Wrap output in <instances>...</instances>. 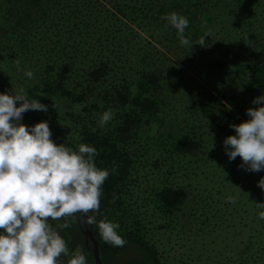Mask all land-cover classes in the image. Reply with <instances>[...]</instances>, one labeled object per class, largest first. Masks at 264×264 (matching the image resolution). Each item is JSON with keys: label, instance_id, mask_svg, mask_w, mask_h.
I'll list each match as a JSON object with an SVG mask.
<instances>
[{"label": "trees", "instance_id": "obj_1", "mask_svg": "<svg viewBox=\"0 0 264 264\" xmlns=\"http://www.w3.org/2000/svg\"><path fill=\"white\" fill-rule=\"evenodd\" d=\"M156 1L140 5L137 15L149 24L155 22L159 39L169 40L177 54L195 63L198 71L221 75L224 81L228 77L222 96L237 99L239 91L242 98L251 99L239 105L254 108V98L264 94V0H185L189 24L184 35L189 45L182 44L177 30L161 19L163 11L154 6ZM182 1L173 2L176 9L182 7ZM108 3L110 7L100 0H0V47L4 40L11 42L5 43L9 49L4 60L22 66L24 95L49 106L47 112L24 113L28 123L52 124L63 118L73 131L54 142L74 151L79 144L95 147L96 167L109 172L95 216L97 221L119 224L116 231L126 244L112 246L101 239L98 227L91 225L101 258V252L106 257L107 252L128 247L135 254L127 264H156V250L140 235V228L128 222L129 199L133 192L142 194L134 196L140 206L152 204L164 207L165 212L183 206L188 192L181 184L172 183L169 176L182 169L181 160L197 155L206 146L189 131L166 129L162 107L168 105L165 93L168 97L174 94L166 88L177 74L174 63L169 64L164 53L148 41L135 60L132 51L138 47L137 40L111 11L127 6L121 7L120 0ZM207 33L211 35L205 37L203 46L194 44ZM27 71L33 72L31 79L25 75ZM207 96V103L216 101L213 94ZM59 109L64 110L63 115ZM214 109L217 112L212 122L217 131L225 138L229 133L234 135L226 108ZM105 111H111L113 118L100 127L98 121ZM159 169L163 173L158 175ZM83 222L78 225L80 232ZM82 235L90 262L93 246L83 231ZM245 264H264V254L260 260Z\"/></svg>", "mask_w": 264, "mask_h": 264}, {"label": "rangeland", "instance_id": "obj_2", "mask_svg": "<svg viewBox=\"0 0 264 264\" xmlns=\"http://www.w3.org/2000/svg\"><path fill=\"white\" fill-rule=\"evenodd\" d=\"M100 1L110 7L108 0ZM120 1L121 7L123 5L127 7L121 8L122 11L119 9L111 11L119 17L122 28L131 32V36L137 40L138 47H134L132 51L134 59L141 56L140 49L148 47L146 46L148 41L164 53V59L169 64L174 63L173 66L177 71V74L172 76L173 80L169 82L170 84L166 85L167 90H173L174 94L168 97L167 95L170 94L165 93L168 105L162 107L164 126L167 125L166 129L169 130L181 128L178 130L189 131L206 146L197 155L181 160L182 169L169 176L172 183L181 184L188 192L183 206L166 212L163 211L164 207L160 208L152 204L140 206V202L135 201L134 196L140 198L142 194L136 195L133 192L129 199L131 205L127 206L130 214L128 222L139 227L140 235L151 243L152 250H156L155 256L158 258L156 264H215L216 262V264H245L260 260L264 254V219H260L258 213L264 209L258 208L257 203L264 202V190L258 187V181L264 177V170L259 172L244 170L240 167L242 159L239 156L234 161H230L225 152L223 141L225 136L217 131L212 122L217 112L214 108L217 106L226 108L230 125L248 120L249 117L245 113L248 107L242 105L245 106L242 108L239 104L243 101L247 104L251 99L249 100L245 95L242 98L239 91L235 93L237 99H232L228 94L222 96L224 82L230 80L228 77L224 81L221 75L198 71L195 63L183 59L182 53L177 54L178 50L169 40L165 38L160 40L155 22L149 24L147 19H141V15H137L140 11L139 6H146L147 0ZM177 1L183 2L157 0L154 6L163 11L161 17L173 12L186 17L188 2L184 0L182 7L176 9L173 2ZM5 43L11 42L4 40L0 47L2 54L0 93H15L23 90L21 86L23 68L5 62L4 56L9 49ZM208 93L213 94L216 101L207 103ZM258 106L255 105L254 108ZM59 112L64 114L62 109H59ZM61 119L63 118L52 124L49 123L53 141L56 139L60 141V137L69 135L73 131L71 124ZM22 123L29 127L35 125L28 123L25 117ZM231 129L235 132L232 127ZM148 164L145 170L148 169ZM150 164L152 167V158ZM208 168L210 172H203ZM159 170L160 172L156 170L158 175L163 173L162 169ZM149 181L152 184V176L149 177ZM228 197H233L235 202H229ZM97 213H88V215ZM80 220L81 217L77 215L76 220L73 217H65L59 221L49 219V224L65 240L69 253L80 246L86 256L87 264H91L92 257L89 262L87 258L89 248L85 245L82 235L84 222L80 232L79 226L83 219ZM65 222L68 227L63 226ZM128 249V247L116 248L113 250L114 253L107 252L106 257L101 252L103 258L98 252L102 264H127L131 260L130 257L135 254L132 249ZM70 258V255L61 254L58 264H67ZM148 262L147 264L152 263V261Z\"/></svg>", "mask_w": 264, "mask_h": 264}, {"label": "clouds", "instance_id": "obj_3", "mask_svg": "<svg viewBox=\"0 0 264 264\" xmlns=\"http://www.w3.org/2000/svg\"><path fill=\"white\" fill-rule=\"evenodd\" d=\"M161 19L177 30L182 44L189 45L184 35L189 24L186 17L173 12ZM208 35L194 44L203 46ZM25 75L31 79L33 72ZM253 104L259 106L246 110L248 120L230 125L235 134L225 138L224 147L230 161L239 156L240 167L259 172L264 170V94L254 98ZM52 107H57L55 101ZM48 108L37 99L29 100L23 90L0 93V264H58L61 254L70 255L67 264H87L80 246L69 253L49 219L98 212L101 186L109 172L96 167L95 147L79 144L74 151L53 141L47 121L31 127L22 123L27 111L47 112ZM112 118L111 111L103 112L100 127ZM258 187L264 190V177ZM228 200L235 202L233 197ZM257 207L264 209V202ZM258 216L264 219V211ZM86 222L98 227L101 239L112 246L126 244L116 231L119 224L97 221L95 215H86Z\"/></svg>", "mask_w": 264, "mask_h": 264}, {"label": "water", "instance_id": "obj_4", "mask_svg": "<svg viewBox=\"0 0 264 264\" xmlns=\"http://www.w3.org/2000/svg\"><path fill=\"white\" fill-rule=\"evenodd\" d=\"M78 216L85 217L83 219L84 221V235L91 241L92 246H93V256H92V262L93 264H102V260L100 258V254L98 252V243L91 231V225L86 222V215L88 214H83V213H77Z\"/></svg>", "mask_w": 264, "mask_h": 264}]
</instances>
